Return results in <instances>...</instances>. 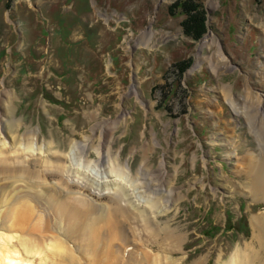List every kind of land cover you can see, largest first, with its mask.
Returning a JSON list of instances; mask_svg holds the SVG:
<instances>
[{
  "label": "rangeland",
  "instance_id": "1",
  "mask_svg": "<svg viewBox=\"0 0 264 264\" xmlns=\"http://www.w3.org/2000/svg\"><path fill=\"white\" fill-rule=\"evenodd\" d=\"M180 1L0 0V144L9 149L11 139L34 135L36 149L25 157L38 160L37 147L72 156L74 146L90 142L89 161L73 163L92 177L101 176L95 160L102 144L111 153L105 165L119 161L123 170L122 177L103 174L106 193L116 183L140 184L142 169L157 173L165 186L144 195L172 193L155 209L167 213L148 216L182 236L173 258L227 264L247 246L264 250L254 227L264 200L247 197L245 188V157L252 152L264 163V149L237 112L250 90L264 125V0H197L206 24L198 40L184 33ZM148 30L155 35L141 44ZM132 239L136 253L163 255L164 240Z\"/></svg>",
  "mask_w": 264,
  "mask_h": 264
},
{
  "label": "bare ground",
  "instance_id": "2",
  "mask_svg": "<svg viewBox=\"0 0 264 264\" xmlns=\"http://www.w3.org/2000/svg\"><path fill=\"white\" fill-rule=\"evenodd\" d=\"M153 35L154 30L145 31L139 42L148 43ZM162 38L172 37L164 34ZM250 95L248 90L244 97L245 107H242L245 110H236L247 117L252 132L259 140L260 148L264 149V125H258L257 114L260 110L258 111L254 102L249 100ZM230 96L233 97L231 92ZM231 99L234 107L240 105V100L235 97ZM33 142L34 135L32 139L27 134L23 138L16 137L13 141L11 139L9 149L12 153H9L5 142L0 144V230L8 231L0 233V264H81L82 260H88L89 264L182 263L180 260L183 258L178 261L172 256L175 251L172 247L180 244L182 236L175 235L169 228L154 226L155 223L148 216L152 212L156 214L155 217L167 213L166 209H155L165 206L168 202L166 198L172 199V193L168 189H164L160 199L144 195L151 190V193L154 192L151 187L153 185L160 188L165 186V182L161 181L157 173L147 175V169H142L143 182L136 184V181H131V185L116 183L118 189L112 187L113 193H106L105 190L110 189V185L102 182L103 174L108 176L116 172L117 176L122 177L123 170L116 166L119 161H112L109 167L105 165L111 153H108V149L102 144L97 150L95 160V164L101 169V176L92 177L88 171L79 174V169L75 170L73 163L75 158L81 162L89 161L87 156L91 157L92 148H95L88 147L90 142H86L89 143L87 146H74L73 155L76 157L66 153L52 154V147L40 146L37 147L40 158L26 160V153L32 154L36 149ZM233 155L231 153L229 157ZM245 159L249 170L247 173L251 177L245 187L250 190L246 196L262 201L264 163L255 159L252 152ZM113 164L115 167H112ZM77 174L83 177L82 182L73 180V176ZM147 197L149 199L144 200L147 204L139 203L141 198ZM123 201L127 205H123ZM47 218L51 220L50 225L45 223ZM30 221L35 223L36 230L30 231L26 228ZM139 227L143 228V232H147L146 241L137 234V230H141ZM254 227L258 232L257 243L264 246V216L254 219ZM132 238H141L151 246L155 242L158 243L159 239L164 240V243L160 242L163 255L153 254L147 249L142 250L141 254L139 250L136 253L132 250ZM165 243H169V246ZM262 251H253L247 246L244 251H236L227 264H264ZM197 264L205 263L199 261Z\"/></svg>",
  "mask_w": 264,
  "mask_h": 264
},
{
  "label": "trees",
  "instance_id": "3",
  "mask_svg": "<svg viewBox=\"0 0 264 264\" xmlns=\"http://www.w3.org/2000/svg\"><path fill=\"white\" fill-rule=\"evenodd\" d=\"M177 5L181 9V12L187 15V19L183 23L185 35L194 40L200 39L206 32L202 4L197 0H182ZM188 63H182L184 66L181 67V75L185 72ZM182 64H179V67Z\"/></svg>",
  "mask_w": 264,
  "mask_h": 264
}]
</instances>
